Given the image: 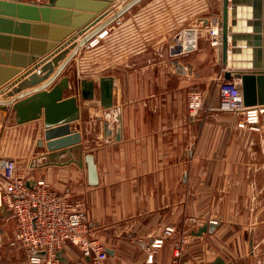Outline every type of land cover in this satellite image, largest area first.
Here are the masks:
<instances>
[{
  "label": "crops",
  "instance_id": "obj_1",
  "mask_svg": "<svg viewBox=\"0 0 264 264\" xmlns=\"http://www.w3.org/2000/svg\"><path fill=\"white\" fill-rule=\"evenodd\" d=\"M128 1L111 2L104 11L110 13L96 25L82 35H78L80 29L74 33L75 42ZM221 7V0H142L80 50L54 82L64 76L70 78L69 90L63 96L67 98L78 96L79 78L96 81L95 100L81 101V119L70 125L72 132L81 133L82 156L92 154L95 158L99 175L96 186L88 184L85 164L42 167L45 163L42 157L49 152L44 115L18 125L11 106L0 110L4 121L0 142L6 155L4 160L15 161L19 175L34 181L45 180L57 192L82 203L94 235L98 230L107 241H102L107 249L115 252L114 256L109 255L110 264H125L130 256L123 246L108 242L115 238L114 228L131 227L130 235L144 253L146 243L160 236L167 227L180 229L188 217L197 218L201 226L210 224L213 218L218 221L212 234L195 237L194 231H190L191 239L201 240L205 246L210 245L209 240L212 247L227 245L226 253L214 256L209 262L222 257L226 264H264V152L260 146L264 122L261 132L242 130L236 127L230 113H215L213 107L219 104V76L223 73L211 76L202 70L206 50H211L208 29L200 31L197 50L173 54L175 48L182 46L177 39L182 29L195 28L205 16H217ZM12 24L10 27L0 23V34L11 38L0 39V66L19 68L20 72L0 86V96L37 73L74 36L36 56L34 52L40 47L30 43L32 26L25 33L20 25ZM38 32L47 35L45 30ZM24 34L29 36L22 37ZM14 38H24L27 42ZM91 42L96 45L91 47ZM212 49L216 63L223 68L220 48ZM97 55L96 61L101 65L94 67L92 61ZM32 57L35 59L30 61ZM176 61L185 67L184 71L177 68ZM71 71L75 72L74 77L73 73L68 74ZM7 74L0 71V76ZM51 76L10 98L32 92ZM101 76H111L115 81L114 108L110 110L100 106L97 79ZM53 85L44 91L49 92ZM190 90H199L204 103H211L209 110L213 113H208L204 106L197 116L189 115ZM210 90L214 92L211 100ZM9 119L12 125L7 126L5 122ZM119 130L121 139L117 141L115 135ZM39 139L44 141V148L37 147ZM64 158L68 160L67 156ZM15 229L12 220L7 231L4 230L8 240L14 237ZM7 247L0 252V264H29L23 249L8 244ZM61 251L64 261L58 260V264H91L76 246L68 244ZM168 253L164 252L165 259ZM162 256L160 253L159 260Z\"/></svg>",
  "mask_w": 264,
  "mask_h": 264
},
{
  "label": "water",
  "instance_id": "obj_2",
  "mask_svg": "<svg viewBox=\"0 0 264 264\" xmlns=\"http://www.w3.org/2000/svg\"><path fill=\"white\" fill-rule=\"evenodd\" d=\"M115 0H46L45 2H24L20 0H0V23L13 25L16 23L27 32L31 26L33 40L30 43L38 46L34 55H43L56 47L58 42L64 41L78 29L82 35L96 25L110 12H104ZM142 0H129L116 10L109 18L99 24L91 32L84 35L78 42L74 34L66 45L58 50L50 62L44 64L37 73L28 80L21 82L6 95L0 96V110H7L9 106L15 113L18 125L41 119L44 115L46 148L49 151L42 158V167L57 165L65 166L75 163L79 167L84 164L88 173V184L96 186L99 182L98 168L92 154L82 156V136L77 130H70V125L81 119V101H92L96 98V81L79 78L77 81L78 96L63 98L64 91L69 90L70 78L64 76L54 84L64 69L75 58L80 50L100 34L105 28L116 22L122 15ZM74 18L73 22L71 21ZM67 18V20H64ZM221 27L220 58L225 68L223 72L226 81H235L242 92L243 103L246 107L264 106V0H222L220 19H215ZM45 23V24H43ZM205 25L208 20L204 19ZM49 24V25H48ZM51 25V26H50ZM86 25V26H85ZM85 26V27H84ZM45 30L47 35L38 31ZM28 37L29 35H21ZM0 39L10 40V36L0 34ZM50 42L46 44L44 40ZM18 42H27L24 38H14ZM181 47L175 48L173 54H180ZM69 53V54H68ZM35 58H31L33 61ZM62 62L60 65L59 63ZM177 68L184 71L185 67L175 62ZM58 67L56 71L54 68ZM0 71H6V76H0V86L17 75L19 68L10 69L0 66ZM52 75V76H51ZM51 78L32 92L22 93L16 99H11L15 93H21L24 88L35 86L48 77ZM54 84V85H53ZM53 85L49 92L44 91ZM100 106L105 110L114 108L115 81L111 76H101L97 79ZM1 91V90H0ZM2 94V92H0ZM17 101V102H16ZM120 121V118H118ZM108 133V123L105 122ZM117 141L121 139L120 130L115 135ZM38 148H44V141L39 139ZM68 160H64V157ZM36 165L33 164V167ZM216 225L205 224L192 233L195 237L212 234ZM110 256L114 250L107 249ZM63 252L57 254L59 261H64ZM207 264H226L222 257H217Z\"/></svg>",
  "mask_w": 264,
  "mask_h": 264
},
{
  "label": "built area",
  "instance_id": "obj_3",
  "mask_svg": "<svg viewBox=\"0 0 264 264\" xmlns=\"http://www.w3.org/2000/svg\"><path fill=\"white\" fill-rule=\"evenodd\" d=\"M42 3L44 0H20ZM209 29L213 47L221 46V27L218 23ZM198 30L184 31L178 39L181 53L197 49ZM194 36V37H193ZM95 42L90 46L94 47ZM188 111L192 117L204 107L203 94L198 90L188 93ZM210 109V106H207ZM217 110L233 115L238 129L261 132L264 122V107H246L242 92L236 83L225 81L219 76V104ZM0 113V136L4 130ZM264 152V137L261 140ZM0 210L8 214L16 225L15 235L10 240L11 247H20L25 252L29 264H58L57 254L68 244L78 247L83 258L91 264H110L105 244L94 235L88 214L80 202L72 201L65 194L54 190L45 180H32L19 175L13 160L0 159ZM195 217H188L187 235L176 242L172 259L168 264H187L181 260L184 244L192 238L191 230L201 227ZM209 223L217 224L216 218ZM176 233V228L167 227L164 232L144 245V258L134 264H161L159 255L167 240Z\"/></svg>",
  "mask_w": 264,
  "mask_h": 264
},
{
  "label": "rangeland",
  "instance_id": "obj_4",
  "mask_svg": "<svg viewBox=\"0 0 264 264\" xmlns=\"http://www.w3.org/2000/svg\"><path fill=\"white\" fill-rule=\"evenodd\" d=\"M221 9H222V7H221ZM215 15H217V16H213L214 17V18L212 17L213 20H215V19L219 20L220 16H221V12H219V13H217ZM212 18L205 16V18H203V19H207L208 20V24L205 25L204 20H202L199 24H197L198 26H195V28L198 30V34H200V31L203 28H206V29L209 30L212 27L211 25H214V24L217 23V22H213ZM200 24L203 25V26H200ZM187 29H194V27H190V28H187ZM182 31L184 32L186 30L182 29L180 32H182ZM209 36H210V34H209ZM177 39H179V38H177ZM210 47H211V50H206L207 57L204 59V62H202V64L204 63V65L202 66V70L207 75H211V76L212 75H216V74L218 75L220 73H223L225 68L224 67L221 68L216 63L214 50L212 49L214 47L211 44V37H210ZM197 48H198V43H197ZM195 50H197V49H195ZM97 59H99V55H97V57L94 58V61H96ZM94 61H92V65L94 67H99L101 65V63L98 62L99 60L96 61V62H94ZM71 73H73L72 77H74L75 76V72L74 71L68 72L69 75H71ZM205 90L208 91V88H206ZM190 91H192V90H190ZM213 95H214L213 90H210L208 92V98H210V100H211ZM209 104L211 105L210 102L208 104L204 103V106L206 107V109H208V113L212 112V111L209 110V107L206 106V105L210 106ZM217 107H218V105H217ZM217 107H213L214 111L215 110L217 111L215 113H221L219 110H217ZM210 109L212 110L211 107H210ZM189 115H190V113H189ZM205 116H207V114H205ZM199 118H200V116H199ZM2 122L4 123L3 120H2ZM5 124L7 126H10V125H12V121L9 119L7 122H5ZM3 132H4V130H3ZM2 135H3V133L1 132L0 142H1ZM1 145H3V144H1ZM2 149L3 148H1V146H0V159L4 160V158H6V155L4 153H2ZM16 167H17V163H16ZM8 218H9L8 214L6 212L0 210V252L3 251V250H7L8 249L7 244L9 245V242L11 240V239L8 240L9 237L6 235V231L11 226V223H12V220L8 219ZM183 221H182V224H181V228L180 229H178L179 227L176 228L177 229L176 233L169 240H167V242H166L167 244H166L165 249L161 251L163 256L160 257L159 261L162 264H168L171 261V259H172L171 249L174 248L176 242L182 241V238L187 235V230H188L189 227L185 223V221L184 222ZM199 223H201V222H199ZM178 226H180V225H178ZM125 227L126 226L122 227L121 229L119 227L114 228V232H112V234L114 235L115 238H113L112 240H109L108 242L112 243L113 245H118L119 244V245L123 246L127 250V252L130 254L129 257H126V262L127 263H125V264H134V263H137L138 261H141L142 256H143L144 253H143V250L141 249V246L139 245V242H136L135 240H133L132 236L130 235L131 231H132L131 227H126L127 229ZM4 230H6V231L4 232ZM7 234H9V233H7ZM96 234H97L96 236L101 241L107 242L106 240L102 239L104 236H102V234L98 230L96 231ZM187 240L188 241L184 244V251H183V255L181 257V260L183 262L187 263V264H206L209 261H211L214 258V256L219 255L221 253H226L227 252L226 251L227 245L225 244L226 242L224 243L225 245H223V246H220L219 244H217L218 247H219L218 248L217 246H213L212 247V244H211L212 241L211 240L208 241L210 243V245H206V246L204 245V243L201 240L191 239V238H188ZM245 243L246 242H243L244 245H245ZM166 250L169 253L167 254V258L165 259L164 252ZM12 259L15 260V258H12ZM13 263L15 264L16 262H13Z\"/></svg>",
  "mask_w": 264,
  "mask_h": 264
},
{
  "label": "bare ground",
  "instance_id": "obj_5",
  "mask_svg": "<svg viewBox=\"0 0 264 264\" xmlns=\"http://www.w3.org/2000/svg\"><path fill=\"white\" fill-rule=\"evenodd\" d=\"M194 37V36H193ZM261 107H264V106H261Z\"/></svg>",
  "mask_w": 264,
  "mask_h": 264
}]
</instances>
